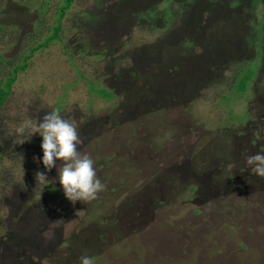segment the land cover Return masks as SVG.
I'll return each mask as SVG.
<instances>
[{
  "label": "rangeland",
  "instance_id": "rangeland-1",
  "mask_svg": "<svg viewBox=\"0 0 264 264\" xmlns=\"http://www.w3.org/2000/svg\"><path fill=\"white\" fill-rule=\"evenodd\" d=\"M32 2L0 0L5 60L48 34L59 0L41 21ZM63 30L0 110V264H264V177L246 163L264 153V0H75ZM56 109L106 185L94 201L65 198L59 161L36 183L42 137L16 128ZM189 177L191 193L164 189Z\"/></svg>",
  "mask_w": 264,
  "mask_h": 264
},
{
  "label": "clouds",
  "instance_id": "clouds-1",
  "mask_svg": "<svg viewBox=\"0 0 264 264\" xmlns=\"http://www.w3.org/2000/svg\"><path fill=\"white\" fill-rule=\"evenodd\" d=\"M21 144L30 142L33 134L42 137L41 149L43 151L42 163L46 171L35 172L36 183L49 185L47 173L61 162L58 168L59 183L62 186L65 198L75 204L91 202L98 198V194L105 190L106 185L98 178L94 161L86 154H82L78 145L81 143L79 132L74 123L64 119L59 111L47 112L42 121L33 122L26 119L16 128V133L24 137ZM34 161L37 157H33ZM252 172L264 177V153L249 155L246 161ZM80 264H95V259L87 255L80 257Z\"/></svg>",
  "mask_w": 264,
  "mask_h": 264
},
{
  "label": "trees",
  "instance_id": "trees-1",
  "mask_svg": "<svg viewBox=\"0 0 264 264\" xmlns=\"http://www.w3.org/2000/svg\"><path fill=\"white\" fill-rule=\"evenodd\" d=\"M32 1L33 2H32L31 7H35V9L37 11V15H38V20L41 21V19L43 18V14L45 12H47L48 9H52L51 0H32ZM74 2H75V0H59L57 5L53 7L52 10L54 13V18L52 20L51 25H49L50 29L48 30V34H46V38L43 39V41L41 43L35 42V45H32V46L29 45L26 49L28 56H23V57L18 58V59L16 57V59L10 60V61L5 60L3 57L0 56V64L2 66H4V68L6 69V72H7L6 76L0 77V110L2 109L3 105L6 103V101L8 100V98L12 94V86L16 82L18 74L24 73L26 71V69L29 67V65H28L29 57L32 56L35 52L42 51V50L48 48V46L51 43L56 42V41L58 42L60 40V35L64 31L63 30V22H64V20H66L68 12L71 9V7L73 6ZM38 24H43V23L40 22ZM38 24L35 25V28L37 27ZM0 29L2 30L3 28L0 26ZM28 37H30V36H28ZM34 39L36 40V36H34ZM35 40H33V41H35ZM65 54L68 57L71 65L74 68H76L77 66H76V62H75V56H72L67 51ZM251 74L240 79L241 81L238 83L237 87H240L241 84H244L247 81L251 80V78H252ZM78 77L84 83L90 82V80L83 77V74L80 72H78ZM73 84H75V83H73ZM90 84H92V83H90ZM56 104H59L58 106L56 105L57 109H60L61 108L60 105H63L60 102H56ZM26 119H28V117H26L25 120ZM0 140H2L1 137H0ZM228 152H230V151H228ZM0 156L4 159H9L12 156H14V154H11L8 151V149L4 148L3 145L0 143ZM191 157L192 158L189 160L190 162L188 164L192 166V165H194L193 163L196 160H198V157H199L198 152L195 153L194 155H191ZM22 169H24L25 171H28V169H25V168H22ZM197 172L198 171H196L194 173L192 170H190V174H192V175H196ZM189 179H190L189 182L184 181L185 183H183V185H179L175 182V183L169 184L170 187L165 186L164 189H166V190L170 189L171 191H177V190L172 189V188H175V186H176L180 189V190H178L177 195H180V194L184 195L187 192L191 193V192L195 191L197 188L195 185L196 181H193L192 178H190V177H189ZM173 180H177V178L175 177L172 180L163 179L162 181L165 183V181L169 182V181H173ZM62 202L65 203L64 201H62ZM196 213H197V211H196ZM83 251L86 254L90 253V250H88V249H84Z\"/></svg>",
  "mask_w": 264,
  "mask_h": 264
}]
</instances>
